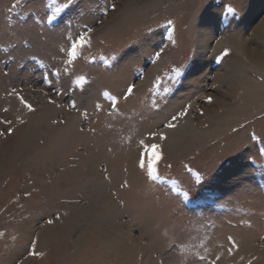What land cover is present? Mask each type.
<instances>
[{"label": "rangeland", "instance_id": "obj_1", "mask_svg": "<svg viewBox=\"0 0 264 264\" xmlns=\"http://www.w3.org/2000/svg\"><path fill=\"white\" fill-rule=\"evenodd\" d=\"M62 3L0 0V264H264V0H73L49 24Z\"/></svg>", "mask_w": 264, "mask_h": 264}, {"label": "snow or ice", "instance_id": "obj_2", "mask_svg": "<svg viewBox=\"0 0 264 264\" xmlns=\"http://www.w3.org/2000/svg\"><path fill=\"white\" fill-rule=\"evenodd\" d=\"M51 3L53 5L56 4V0H51ZM73 4V0H64V3L60 4L59 6L55 7L54 11L51 13V15H49L47 17V22L49 24H52L56 19L57 16L63 12L64 10L68 9L71 5ZM116 5L113 3L111 5V10L115 11ZM229 14L234 13V9L232 7H229L227 9ZM104 14H107V11L104 12ZM168 25L171 26L172 25V21L169 20L168 21ZM93 32V28L85 26L83 31L79 32L75 37H68L69 40V46L66 49H62V51L66 52V63L68 65L73 64L81 55L82 51L86 48H88L91 44V33ZM168 39L171 41L172 40V32L169 31L168 33ZM163 49H161L160 51H157L155 54V59L153 60V63H155L156 60H158L161 56ZM230 55V51L226 48L224 49L221 57L219 59H223V57H226ZM219 62V61H218ZM66 71V70H65ZM177 76L180 74L179 69H173L172 70ZM53 76L59 78V71H54L51 73ZM45 81H48V76L45 75L44 76ZM77 85H83L85 83V77L80 76L77 81H76ZM51 86V84H50ZM135 90V84H131L129 85L126 90L125 93L123 95V99L127 100L129 97H131L134 93ZM13 92L15 93V90H13ZM17 95V98L19 99L20 103L24 106V108H26L29 112L34 111L33 107L31 104H29L25 98L23 96H20L18 93H15ZM103 96L106 100H108L110 102V106L114 109V110H118L117 106L120 102L119 98L115 95L110 94L109 92L105 91L103 93ZM54 101H49V103H53ZM207 103H212V97H208L207 98ZM70 107L72 109H75L77 106L75 104V102H72ZM97 109L99 110L101 108V105L97 104L96 105ZM190 107V106H189ZM4 111H7V109H4ZM84 115L86 116L87 114L84 113ZM187 115V108H185L182 112L178 113L177 115L172 116L171 120L165 125V127L169 128V129H173L176 127L175 121L178 119H182L183 117H185ZM201 115H203V113H201ZM0 123L6 124V125H10L11 121L8 120H0ZM20 123H24L23 120H20ZM12 129L9 127L8 128V134L11 135ZM5 133L4 132H0V136H3ZM153 139H155V133H150L149 134ZM167 137L164 136L163 134L160 135V139L164 140ZM140 145L142 148H144V152L141 153L140 155V159H139V167L142 171H144L146 169L147 172V178L151 181H161V176L158 173V163L161 161L162 159V153L160 151V146L157 144H152V145H146L144 140L140 141ZM261 154H264V149H261ZM199 176H197V181H199ZM126 186V185H124ZM183 198L185 200L189 199V193L184 192L183 193ZM56 219H59V216L56 217ZM47 223L51 224L53 223L52 220H48ZM4 236V233L0 232V238H2ZM228 241L230 244V247L228 248V253L229 255L232 254L233 250L238 249V244L236 243V241L232 238V237H228ZM201 247H203V245H200ZM30 256L33 257H43V253H38L35 251V249L33 248V250L29 253ZM197 258L200 261H206V257L203 255H197ZM220 256H217L215 258V261L220 260ZM215 261H213V264H215ZM248 264H252V261L249 260Z\"/></svg>", "mask_w": 264, "mask_h": 264}, {"label": "bare ground", "instance_id": "obj_3", "mask_svg": "<svg viewBox=\"0 0 264 264\" xmlns=\"http://www.w3.org/2000/svg\"><path fill=\"white\" fill-rule=\"evenodd\" d=\"M262 33L263 34V36H264V21H262L261 23H260V25L258 26V32H256L257 34H259L260 35V33ZM262 34H261V36H262ZM258 36L256 35V38H257ZM259 38V37H258ZM220 44L219 45H222V44H224L223 42H219ZM218 45V44H217ZM262 47V46H261ZM243 49H239V51H241V50H245V46L244 47H242ZM248 49V48H247ZM249 51V50H248ZM251 52V55H250V57L252 58L253 56V58H252V60H255L256 61V63H257V65L259 66V67H264V50H258V51H250ZM261 69V68H260ZM70 131V130H69ZM178 138V137H177Z\"/></svg>", "mask_w": 264, "mask_h": 264}]
</instances>
